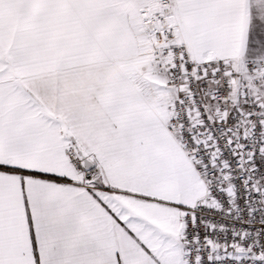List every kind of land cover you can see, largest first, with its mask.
<instances>
[{
    "label": "snow or ice",
    "instance_id": "1",
    "mask_svg": "<svg viewBox=\"0 0 264 264\" xmlns=\"http://www.w3.org/2000/svg\"><path fill=\"white\" fill-rule=\"evenodd\" d=\"M0 264H264V0H0Z\"/></svg>",
    "mask_w": 264,
    "mask_h": 264
}]
</instances>
